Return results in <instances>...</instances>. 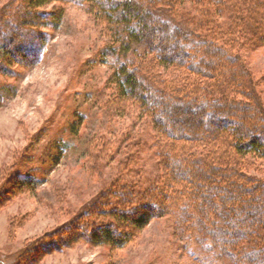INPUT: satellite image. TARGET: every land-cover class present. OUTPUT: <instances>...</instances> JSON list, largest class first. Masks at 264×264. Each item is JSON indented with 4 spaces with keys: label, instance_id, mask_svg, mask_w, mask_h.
Wrapping results in <instances>:
<instances>
[{
    "label": "rangeland",
    "instance_id": "obj_1",
    "mask_svg": "<svg viewBox=\"0 0 264 264\" xmlns=\"http://www.w3.org/2000/svg\"><path fill=\"white\" fill-rule=\"evenodd\" d=\"M25 2L0 0V32L5 34L7 23L32 20L37 12L55 13L61 19L57 26L27 25L33 35L46 36L40 59L34 64L31 59H12L5 63L7 73L0 71V264H208L202 262L206 255L196 240L188 236L193 230H177L173 205L141 230L120 218L142 196L152 200V179H166L161 171L171 159L169 141L157 133L151 112L138 99L122 98L112 80L118 60L106 55L105 48L113 38L114 22L90 1L53 0L38 10H29ZM249 2L244 8L252 6ZM187 12L184 27L194 28L189 21L195 13ZM223 16L225 25L215 32L220 38L210 40L237 55V65L252 77L236 84L240 94L234 96L249 102L254 88L264 105V42L246 30L250 19L245 11L243 24L237 22L241 34L235 31L238 37L226 45L221 34L234 29H226L230 21ZM260 21L264 24V14ZM154 38L155 44L162 43ZM149 40L135 45L137 55H130V66H137L148 48L152 52ZM193 55L189 50V59ZM154 67L152 71L149 65V74L163 78L162 69ZM211 71L205 69L212 78H203V84H217L218 73ZM202 90L209 91L205 85ZM253 109L258 135L257 122L262 128L264 123ZM188 146L191 151L205 148L198 140ZM217 146L225 150L220 140ZM246 160V172L264 183V160L254 155ZM106 225L118 233L129 231L132 238L122 245L94 239L92 232ZM30 246L35 248L21 254ZM220 258L221 264H230L228 258Z\"/></svg>",
    "mask_w": 264,
    "mask_h": 264
},
{
    "label": "trees",
    "instance_id": "obj_2",
    "mask_svg": "<svg viewBox=\"0 0 264 264\" xmlns=\"http://www.w3.org/2000/svg\"><path fill=\"white\" fill-rule=\"evenodd\" d=\"M52 1L26 0L25 3L29 10H38ZM72 1H90L114 22L110 28L113 38L105 54L118 60L112 74L118 93L124 99L140 100L144 109L151 112L157 133L169 141L171 163L161 171L165 172L166 179L158 176L152 179L155 193L150 202L142 196L130 212L120 213L125 225L141 230L151 219L161 215L162 210L165 213L173 205L178 214L177 230L180 233L188 228L193 230L188 236L194 238L200 251L205 253L206 259L202 262L221 264L220 257H225L230 264H264V183L246 172L248 156L264 160V139L260 134L264 127L257 122V135L251 114L255 106L264 123V105L254 88L249 90V102L234 96V93L240 94L235 89L236 84L251 81L250 72L237 65V55L225 47L213 46L210 40V37L220 38L215 32L223 29L225 23L220 18L226 14L230 21L226 29L234 30L221 37L225 39L223 43L231 46L241 34L237 22L243 24L246 11L250 19L246 30L263 43L264 24L260 19L264 14V0ZM248 2H252L253 7L245 6V10L244 3ZM187 3H191L190 8H186ZM147 4L151 5V12ZM187 9L195 13L189 21L194 28L184 27L183 12ZM60 19L55 13L37 12L35 18L21 21L20 25L7 23L5 34L0 32V71L6 72L5 63L12 59L24 63L31 59L33 64L39 60L46 36L33 35L26 26L38 23L57 26ZM155 36L162 43L155 44ZM146 40L152 45V52L148 48L137 56V66H130V55H137L135 45L145 44ZM189 50L194 52L191 59ZM149 65L152 71L155 65L161 68L163 78L149 74ZM205 69L218 73L217 84H203V78H212L205 74ZM172 72H178L177 76ZM204 85L209 91L202 92ZM197 140L203 142V150L187 149L190 142ZM219 140L225 150H218ZM184 179L189 184L177 187L176 183ZM115 229L110 225L101 226L92 232V237L117 245L132 238L129 231L118 233ZM34 248L27 247L21 254ZM210 253L213 254L211 259Z\"/></svg>",
    "mask_w": 264,
    "mask_h": 264
}]
</instances>
